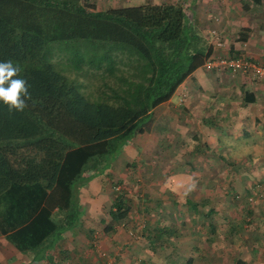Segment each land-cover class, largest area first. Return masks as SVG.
Returning a JSON list of instances; mask_svg holds the SVG:
<instances>
[{
    "label": "trees",
    "instance_id": "1",
    "mask_svg": "<svg viewBox=\"0 0 264 264\" xmlns=\"http://www.w3.org/2000/svg\"><path fill=\"white\" fill-rule=\"evenodd\" d=\"M208 53L178 3L101 10L86 0H0V62L21 69L31 97L23 111L0 102V232L7 240L52 261L63 233H80L79 189L105 172ZM219 156L236 173L235 160ZM115 193L105 234L131 210L123 191ZM184 200L206 226L214 209ZM154 231L149 238L163 232Z\"/></svg>",
    "mask_w": 264,
    "mask_h": 264
},
{
    "label": "crops",
    "instance_id": "2",
    "mask_svg": "<svg viewBox=\"0 0 264 264\" xmlns=\"http://www.w3.org/2000/svg\"><path fill=\"white\" fill-rule=\"evenodd\" d=\"M86 1L103 10L109 7L141 5L146 0ZM151 1L157 4H180L189 22L201 36L206 49L210 48V53L204 58L202 65L177 87L169 100L153 109L150 119L142 125V132L136 133L133 139L122 147L112 162L111 169L85 185V190H82L83 198L80 190L83 200L81 203L89 208L82 214V218L86 217L93 222L95 219L99 222V216L102 215L99 207L107 205L108 213L111 208L114 196L111 199L113 190L107 176L117 171L119 173L116 176L121 179V170L126 172L124 167L133 165L140 158V152H228L232 155V152L239 151L235 145L238 141L243 142L242 149L264 152V82L241 73L208 71L204 66L207 60L219 54L242 53L258 63H264V0ZM217 41L220 45H217ZM175 94L179 97L178 103L173 101ZM198 154L195 153V157H199ZM262 156L264 159V153ZM166 169L172 175L162 177V183L169 189L173 185L174 189L182 168L178 169L176 175L172 166ZM125 177L127 175H123V179ZM124 183L125 187L129 185L127 181ZM193 183L195 180L189 179L188 187L196 188ZM118 188L121 189L120 185L116 186V189ZM24 198L28 199L27 196ZM27 207L28 203L19 204L16 212H22ZM157 221L159 219H156V224ZM262 222L264 223L263 219L260 223ZM102 235L104 237L98 241L97 248L87 249L89 244H82V240L77 241L82 236L81 233L72 235L66 231L63 233V240H66L65 249L69 251L68 254L76 256V264H127V261H121V247H125L128 242L121 230V224L117 225L110 235ZM200 249L202 248H199L198 252ZM28 257L33 263L27 264H69L64 260L59 262L34 259L31 251L21 252L0 232V264H25ZM196 261L194 257L192 264H199V261ZM188 263L185 260L183 264Z\"/></svg>",
    "mask_w": 264,
    "mask_h": 264
},
{
    "label": "rangeland",
    "instance_id": "3",
    "mask_svg": "<svg viewBox=\"0 0 264 264\" xmlns=\"http://www.w3.org/2000/svg\"><path fill=\"white\" fill-rule=\"evenodd\" d=\"M173 97V101L178 103V95ZM242 144L240 141L235 143L239 151L237 154L232 152V155L228 152H140V158L133 165L124 167L126 172L121 170V179L116 176L117 171L106 175L113 190L111 199L115 192L121 190L131 206L127 218L120 223L128 240L126 246L121 247V261L125 260L127 264H183L192 255L200 264H264V254H259L264 252V223H260L262 219L259 220L264 217V159L261 154L254 155L250 162L248 155L255 152L242 149ZM195 153L199 157H195ZM219 154L235 160L234 167L238 166L236 173L227 167ZM111 166L112 163L105 172ZM169 166H172L175 175L182 168L174 189L173 185L169 189L162 183V177L172 175L166 169ZM123 175L127 177L123 179ZM189 179L195 180L193 187L196 188L188 187ZM126 181L129 185L125 187ZM85 185L79 189L82 198ZM119 185L121 189H116ZM188 197L206 200V204L199 208L201 211L214 209L206 218L208 224L215 227L214 232L208 233V224L203 226L205 224L197 219L196 213L188 210L184 204V199ZM81 205L84 213L88 205ZM250 206L253 211L247 214L246 208ZM108 209L107 205L99 207L102 214L98 217L99 222L98 219L93 222L81 216L77 229H80L78 232L82 236L77 241L89 244L87 249L97 248L98 241L104 237L103 227L111 223ZM156 219H159L157 224ZM156 227L163 232L161 235L157 233L155 239L149 238L148 234L155 233ZM168 229L173 234L175 231L177 233L166 234ZM65 242L62 241L63 250L56 248L48 257L53 261L64 260L76 264V256L68 254L69 251L64 248ZM196 248L202 249L198 252ZM201 253L205 255V260ZM27 263H33V260L28 257Z\"/></svg>",
    "mask_w": 264,
    "mask_h": 264
},
{
    "label": "clouds",
    "instance_id": "4",
    "mask_svg": "<svg viewBox=\"0 0 264 264\" xmlns=\"http://www.w3.org/2000/svg\"><path fill=\"white\" fill-rule=\"evenodd\" d=\"M21 69L11 61L0 62V102L9 107V111H23L30 99L26 80L19 78Z\"/></svg>",
    "mask_w": 264,
    "mask_h": 264
},
{
    "label": "built area",
    "instance_id": "5",
    "mask_svg": "<svg viewBox=\"0 0 264 264\" xmlns=\"http://www.w3.org/2000/svg\"><path fill=\"white\" fill-rule=\"evenodd\" d=\"M217 45H220L219 41H217ZM204 66L208 70L240 72L252 79L264 82V65L250 60L242 53L236 55H215L207 60Z\"/></svg>",
    "mask_w": 264,
    "mask_h": 264
}]
</instances>
